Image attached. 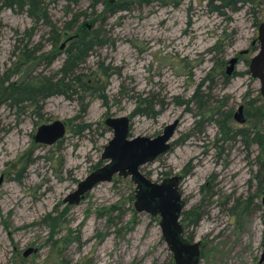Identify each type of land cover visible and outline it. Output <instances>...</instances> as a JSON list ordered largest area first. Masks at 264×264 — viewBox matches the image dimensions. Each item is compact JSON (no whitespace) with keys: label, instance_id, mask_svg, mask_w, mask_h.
Segmentation results:
<instances>
[{"label":"rangeland","instance_id":"rangeland-1","mask_svg":"<svg viewBox=\"0 0 264 264\" xmlns=\"http://www.w3.org/2000/svg\"><path fill=\"white\" fill-rule=\"evenodd\" d=\"M47 1L50 22L0 11V80L55 72L76 25L63 29L84 11L77 22L100 27L107 41L80 69L107 67L106 102L86 95L82 112L80 101L60 94L40 109L0 100V264H170L159 216L134 208L128 175L96 183L77 204L62 202L94 164L104 163L113 134L104 119L121 114L130 118L129 136H155L178 120L169 149L139 168L157 181L180 176L183 210L200 213L184 227L200 243L198 264H264V190L255 195L264 185V143L250 138L261 124V94L249 72L264 0L236 8L219 0L134 1L114 13L101 1ZM143 98L155 115L134 113ZM239 106L243 121L235 118ZM55 119L64 135L52 144L35 141L37 127ZM28 247L34 250L24 255Z\"/></svg>","mask_w":264,"mask_h":264},{"label":"water","instance_id":"water-1","mask_svg":"<svg viewBox=\"0 0 264 264\" xmlns=\"http://www.w3.org/2000/svg\"><path fill=\"white\" fill-rule=\"evenodd\" d=\"M258 47L249 60L250 74L259 80V92L264 97V21L258 25ZM237 58H229L226 73L230 74ZM242 107H238L240 118ZM177 119L164 125L162 131L155 136H129L130 118L126 114L107 116L104 123L113 134L103 147L101 158L104 163L91 170L76 187L62 199L63 203L77 204L85 194L98 182L110 181L114 174L129 176L134 182L133 205L137 211H145L159 216V226L162 236L170 252L174 264H198L201 257L199 241L188 239L184 235V225L181 222V212L185 201L179 189L180 176L167 175L159 181L153 180L140 170V165L153 161L157 156L166 152L171 146V139L177 126ZM65 133V125L55 119L41 123L35 132L34 140L52 144ZM264 204V197L262 198ZM34 250L28 247L23 254L28 255ZM264 257V251L261 259Z\"/></svg>","mask_w":264,"mask_h":264},{"label":"trees","instance_id":"trees-1","mask_svg":"<svg viewBox=\"0 0 264 264\" xmlns=\"http://www.w3.org/2000/svg\"><path fill=\"white\" fill-rule=\"evenodd\" d=\"M74 3L78 0H67ZM103 2L105 4V10L108 13H114L117 10L127 9L130 2H149L152 0H92V5L97 2ZM166 1V0H161ZM175 1L178 0H168ZM219 6H229L236 8V3L244 0H219ZM47 0H0V11L3 8H11L17 11H26L27 14L34 20H45L50 22L47 14ZM218 8V6H217ZM85 13L84 11L78 12L70 18L66 27L63 30H72L73 25L76 28L71 33V38L67 47L65 48L66 57L63 60L59 68L53 73L38 72L33 75H27L19 81H9L8 78H2L0 80V100L9 99L10 104L19 105L21 103H27L33 106L35 109L42 107L43 101L52 95L60 94L67 98L77 99L81 103L80 110L85 112L86 102H84L85 96L89 98L98 97L102 101L106 102V94L104 92L105 78L109 76L107 67L103 66L101 62L97 63V66L89 73L82 72L80 69L81 64L86 61L90 51L96 47L102 46L106 43L107 38L100 29V27H88L78 16ZM62 30V31H63ZM60 34L56 37L58 40ZM55 43V41H54ZM30 55V54H29ZM5 81L6 84H5ZM140 103L134 109V113H141L144 115L153 116L158 110H156L153 104H148L146 98L139 99ZM150 107V108H149ZM255 118L261 123L259 126L255 124L253 129V135L250 137L252 141L258 144L264 143V97L261 96V102L256 108ZM89 123H82V127H89ZM243 137L247 139L249 131L241 128L237 130ZM249 139V138H248ZM100 165V161L93 165L96 167ZM167 174V172H165ZM258 177L259 175L256 174ZM264 180V179H263ZM259 181L262 179L259 178ZM264 190V185L259 184L256 188L255 195L261 193ZM192 209H184L181 212V222L184 227L190 223H197L200 213L198 207L191 215ZM188 239H191L189 235H185ZM202 254V251H201ZM173 259V258H172ZM170 264H174L173 260H170Z\"/></svg>","mask_w":264,"mask_h":264},{"label":"flooded vegetation","instance_id":"flooded-vegetation-1","mask_svg":"<svg viewBox=\"0 0 264 264\" xmlns=\"http://www.w3.org/2000/svg\"><path fill=\"white\" fill-rule=\"evenodd\" d=\"M264 258V257H263Z\"/></svg>","mask_w":264,"mask_h":264}]
</instances>
